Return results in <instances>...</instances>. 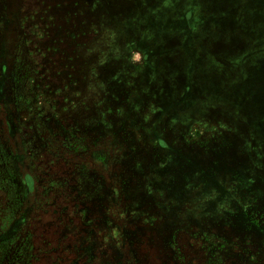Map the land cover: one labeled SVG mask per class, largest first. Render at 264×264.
I'll return each instance as SVG.
<instances>
[{"label":"rangeland","instance_id":"rangeland-1","mask_svg":"<svg viewBox=\"0 0 264 264\" xmlns=\"http://www.w3.org/2000/svg\"><path fill=\"white\" fill-rule=\"evenodd\" d=\"M0 264H264V0H0Z\"/></svg>","mask_w":264,"mask_h":264}]
</instances>
